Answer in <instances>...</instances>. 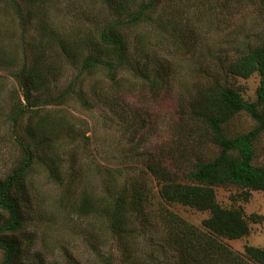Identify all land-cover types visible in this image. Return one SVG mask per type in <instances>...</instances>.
Returning a JSON list of instances; mask_svg holds the SVG:
<instances>
[{"label": "rangeland", "instance_id": "374dc122", "mask_svg": "<svg viewBox=\"0 0 264 264\" xmlns=\"http://www.w3.org/2000/svg\"><path fill=\"white\" fill-rule=\"evenodd\" d=\"M262 1L160 0L148 9L143 22L121 32L130 65L118 73L121 85L115 89L100 70L92 74L85 70L80 76L86 50L76 59L71 52L63 54L56 40L50 46L44 47L42 43L43 39L50 40L51 32L72 41L82 31L85 38L97 36L98 29L113 18L102 0H43L41 10L32 8L29 22L24 23L26 31L9 8L8 0H0L1 178L8 177L23 160L19 141L30 142L34 149L42 150L38 143L43 140L33 137L26 127L28 117L16 125L11 121L18 102L14 74L23 64L24 46L42 43V63L55 67L53 81L43 91L34 92L35 98L44 100L49 94L59 95L78 76L84 81L70 92L82 93L81 99L73 94L62 107L40 108L42 116L48 115L45 132L54 135L55 144L53 150H42L40 154L45 160L58 159L63 182L56 183L37 164L28 176L25 193H20L27 226L21 238L29 251L25 263L38 260V264H179L177 254L168 246V229L159 224L156 216L146 222L130 210L126 227L130 234L122 238L110 230L105 218L96 214L82 216L78 208L86 195L97 202L108 197V190L114 194L137 181L147 182L156 191L146 163L173 139L180 106L188 108L195 88L206 78H220L248 101H256L260 76L234 77L227 72V65L244 50L261 44ZM17 2L20 1L15 0L11 7ZM87 20L96 21L99 28L95 30ZM31 53L38 55L36 50ZM158 62L167 68L160 74L167 86L153 94L135 75L139 66L148 63L155 70L159 68ZM254 126L247 114H241L230 124L228 132L246 133ZM132 140L140 145L139 150H133ZM256 165L264 166V134L257 144ZM239 193L217 189L218 201L224 207L237 205L248 216L261 217L259 223L251 224L249 237L223 241L233 253L242 256L246 245L264 249V193L253 192L249 202L240 200ZM235 199L239 201L235 203ZM169 209L197 227L208 217L207 213L180 205ZM2 259L0 252V263Z\"/></svg>", "mask_w": 264, "mask_h": 264}, {"label": "trees", "instance_id": "16d2710c", "mask_svg": "<svg viewBox=\"0 0 264 264\" xmlns=\"http://www.w3.org/2000/svg\"><path fill=\"white\" fill-rule=\"evenodd\" d=\"M19 1L11 7L15 0H8L9 8L20 19L21 26L26 31L28 29H25L24 23L29 22V16L33 14L32 8L41 10L43 0ZM102 1L113 18L100 28L96 26V21L87 20L95 30L99 28L97 36L89 35L85 38L82 35L86 33L82 31L78 39L72 41L71 38H58L51 32L50 40L43 39L42 43L44 47L50 46L56 40L63 54L71 52L76 59L78 54L86 50L80 76H83L85 70H88V74L100 70L117 89L121 85V80L117 79L118 73L130 65L126 59L127 43L121 32L143 22L148 9L155 7L160 0ZM262 3L264 5V0ZM42 43L34 47L24 46L23 64L14 74L18 85V102L11 121L16 125L28 117L26 127L33 133V137L43 140L38 143L39 147L50 151L55 148L54 135L46 134L48 115L42 116L40 108L62 107L73 94H78L81 99L82 93L70 92L74 91L79 82L82 84L84 81L78 76L59 95L49 94L44 100L35 98L34 92L43 91L46 84H51L54 78L55 67L44 65L40 59L45 54H39L41 51L45 52ZM32 50H36L38 55H33ZM29 52L32 55L29 56ZM158 64L159 68L155 70L148 63L141 65L135 75L153 94L160 93L166 85L160 74L167 68L163 63ZM227 72L244 79L258 74L260 85L256 91V101H248L220 78H206L202 85L195 88L188 108L180 106L177 117L175 116L177 122L173 139L146 163L145 169L152 175L156 191L147 182L138 181L126 185L114 194L106 189L108 197L97 202L93 196L86 195L78 208L79 214H96L105 218L110 230L122 238L130 234L126 228L130 210L146 222L156 216L159 224L168 229V246L177 254L179 264H241L246 261L264 264L263 248L246 245L244 255L239 256L223 242L249 237L251 224L259 223L261 217L256 214L248 216L237 205L232 208L224 207L217 198V189L220 188L239 191L238 198L244 202H249L253 192L264 193V166L256 165L257 144L264 134V34L259 46L244 50L230 61ZM83 104H87L86 101ZM241 114H247L254 121V128L246 133L229 134L228 127ZM131 142L134 151L140 149L138 143L133 140ZM19 146L23 153L22 162L8 177H0V252L3 253L0 264H38V260L29 263L24 261L29 251L24 247L25 239L21 238L24 236L22 231L27 226L24 225L20 194L24 192L28 176L37 164H41L56 183L61 185V181L63 182L58 159L45 160L40 154L43 151L34 149L30 142L19 141ZM234 201L236 203L239 200ZM179 205L207 213L208 217L202 221L201 227L191 225L170 211V206Z\"/></svg>", "mask_w": 264, "mask_h": 264}]
</instances>
